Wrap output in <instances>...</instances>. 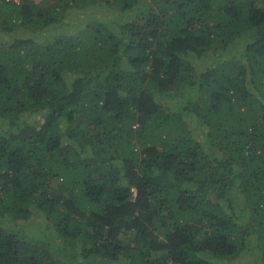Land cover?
I'll list each match as a JSON object with an SVG mask.
<instances>
[{
	"label": "trees",
	"instance_id": "trees-1",
	"mask_svg": "<svg viewBox=\"0 0 264 264\" xmlns=\"http://www.w3.org/2000/svg\"><path fill=\"white\" fill-rule=\"evenodd\" d=\"M0 264H264V0H0Z\"/></svg>",
	"mask_w": 264,
	"mask_h": 264
},
{
	"label": "rangeland",
	"instance_id": "rangeland-1",
	"mask_svg": "<svg viewBox=\"0 0 264 264\" xmlns=\"http://www.w3.org/2000/svg\"><path fill=\"white\" fill-rule=\"evenodd\" d=\"M68 21L69 22H74L75 21V17L72 16V17H69L68 18ZM180 100V97H175L174 101H178ZM245 263H251L252 262V258L249 256V255H244L242 258H241Z\"/></svg>",
	"mask_w": 264,
	"mask_h": 264
},
{
	"label": "built area",
	"instance_id": "built-area-1",
	"mask_svg": "<svg viewBox=\"0 0 264 264\" xmlns=\"http://www.w3.org/2000/svg\"><path fill=\"white\" fill-rule=\"evenodd\" d=\"M14 1H18V0H14ZM34 1H39V0H34Z\"/></svg>",
	"mask_w": 264,
	"mask_h": 264
}]
</instances>
